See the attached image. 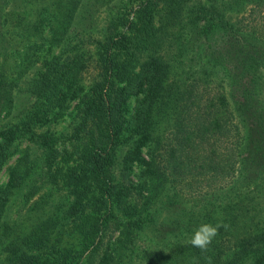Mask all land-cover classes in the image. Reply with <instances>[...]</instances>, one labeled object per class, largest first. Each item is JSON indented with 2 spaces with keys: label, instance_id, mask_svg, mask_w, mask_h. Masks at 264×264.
Segmentation results:
<instances>
[{
  "label": "trees",
  "instance_id": "trees-1",
  "mask_svg": "<svg viewBox=\"0 0 264 264\" xmlns=\"http://www.w3.org/2000/svg\"><path fill=\"white\" fill-rule=\"evenodd\" d=\"M1 174L0 264H264V0H0Z\"/></svg>",
  "mask_w": 264,
  "mask_h": 264
},
{
  "label": "clouds",
  "instance_id": "clouds-1",
  "mask_svg": "<svg viewBox=\"0 0 264 264\" xmlns=\"http://www.w3.org/2000/svg\"><path fill=\"white\" fill-rule=\"evenodd\" d=\"M220 225L204 223L199 225L193 232L190 244L202 251H206L214 238L218 235Z\"/></svg>",
  "mask_w": 264,
  "mask_h": 264
},
{
  "label": "rangeland",
  "instance_id": "rangeland-1",
  "mask_svg": "<svg viewBox=\"0 0 264 264\" xmlns=\"http://www.w3.org/2000/svg\"><path fill=\"white\" fill-rule=\"evenodd\" d=\"M66 120H67V118H65L64 121H63L61 124H59L60 126L57 127V128H58V129H61L62 127H64V125H65V123H66ZM4 181H5V177H4V175L1 174V175H0V182H4ZM18 206H19V205H16L15 207H12V208H11V213H12V214H14V212H15V210L18 208ZM137 244H138V247H142V245H143L141 242H138Z\"/></svg>",
  "mask_w": 264,
  "mask_h": 264
}]
</instances>
